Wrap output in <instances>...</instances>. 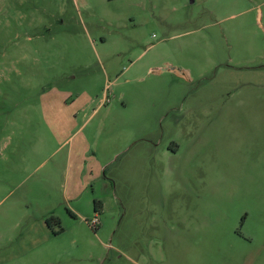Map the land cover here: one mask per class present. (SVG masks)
Here are the masks:
<instances>
[{"label": "rangeland", "instance_id": "1", "mask_svg": "<svg viewBox=\"0 0 264 264\" xmlns=\"http://www.w3.org/2000/svg\"><path fill=\"white\" fill-rule=\"evenodd\" d=\"M0 264H264V0H0Z\"/></svg>", "mask_w": 264, "mask_h": 264}, {"label": "trees", "instance_id": "2", "mask_svg": "<svg viewBox=\"0 0 264 264\" xmlns=\"http://www.w3.org/2000/svg\"><path fill=\"white\" fill-rule=\"evenodd\" d=\"M109 1H113V0H109ZM102 208V202L96 200L95 201V212L99 213L101 211ZM61 221L58 217L52 215L47 219V225L51 228L54 224H60Z\"/></svg>", "mask_w": 264, "mask_h": 264}, {"label": "built area", "instance_id": "3", "mask_svg": "<svg viewBox=\"0 0 264 264\" xmlns=\"http://www.w3.org/2000/svg\"><path fill=\"white\" fill-rule=\"evenodd\" d=\"M90 225L92 228L95 229L96 227H98L100 225L99 219L96 218L95 220H93V222Z\"/></svg>", "mask_w": 264, "mask_h": 264}, {"label": "crops", "instance_id": "4", "mask_svg": "<svg viewBox=\"0 0 264 264\" xmlns=\"http://www.w3.org/2000/svg\"><path fill=\"white\" fill-rule=\"evenodd\" d=\"M55 216V215H54Z\"/></svg>", "mask_w": 264, "mask_h": 264}]
</instances>
